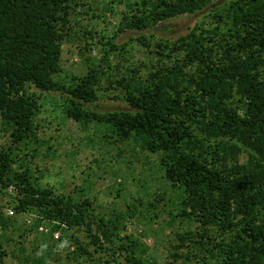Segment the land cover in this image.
Returning <instances> with one entry per match:
<instances>
[{
    "label": "trees",
    "instance_id": "16d2710c",
    "mask_svg": "<svg viewBox=\"0 0 264 264\" xmlns=\"http://www.w3.org/2000/svg\"><path fill=\"white\" fill-rule=\"evenodd\" d=\"M77 5V0H0L2 132L11 130L16 145L33 136L39 97L29 86L69 94V118L106 125L121 141L159 156L162 177L179 202L177 216L197 226L177 237L192 242L199 261L264 264V0L230 3L211 36L194 28L173 41L155 40L145 72L141 66L114 75L100 70L129 107L104 113L81 102L96 100L93 74L74 88L56 80ZM205 5V0H141L124 14L118 33L152 29ZM13 157L10 148L0 153V193L10 198L16 215L34 212L51 232H62L74 246L71 259L92 258L91 246L99 254L97 264H121V251L126 264H151L137 255L129 237L128 245H116L123 241L117 225L94 214L88 200L77 203L39 187L25 164L21 172L12 171ZM14 222L0 213L2 231ZM5 255L0 245V259Z\"/></svg>",
    "mask_w": 264,
    "mask_h": 264
},
{
    "label": "rangeland",
    "instance_id": "374dc122",
    "mask_svg": "<svg viewBox=\"0 0 264 264\" xmlns=\"http://www.w3.org/2000/svg\"><path fill=\"white\" fill-rule=\"evenodd\" d=\"M140 1L77 0L70 18V36L62 43L61 72L56 80L65 88H74L93 74L96 100H81L91 110H129L119 99L118 89L98 75L100 70L114 75L117 69L123 72L126 67L141 66L145 72L144 66L153 63L155 40L173 41L194 28L211 36L223 25L220 15L235 0H205V7L196 13L163 21L152 29L118 33L124 14ZM29 92L39 97L38 111L32 120L33 136L29 134L31 137L22 144H13L11 130L2 132L0 123V153L11 149L15 160L12 171L21 172L25 164L39 187L51 188L77 203L88 200L94 214L117 225L115 232L123 241H116V245H128L125 238L129 237L136 243L137 255L146 262L204 264L198 260L202 256L195 257L197 253L189 248L192 242H181L177 237L195 232L197 226L177 216L179 202L162 177L158 155L140 150L131 141H121L106 125L69 118L65 111L66 98L70 96L67 93H41L33 86H29ZM13 193L9 188L7 194ZM11 204L10 198L0 193V213L15 220L8 230L0 228V245L7 252L0 264H22L25 259L28 264L99 262V254L91 246L88 249L92 258L71 259L74 246L62 232H51V226L34 212L16 215ZM80 236L89 242L85 234ZM115 252L120 254L116 249ZM124 255L120 257L121 264H126Z\"/></svg>",
    "mask_w": 264,
    "mask_h": 264
},
{
    "label": "built area",
    "instance_id": "2783aa9c",
    "mask_svg": "<svg viewBox=\"0 0 264 264\" xmlns=\"http://www.w3.org/2000/svg\"><path fill=\"white\" fill-rule=\"evenodd\" d=\"M10 213H12V212H10Z\"/></svg>",
    "mask_w": 264,
    "mask_h": 264
}]
</instances>
